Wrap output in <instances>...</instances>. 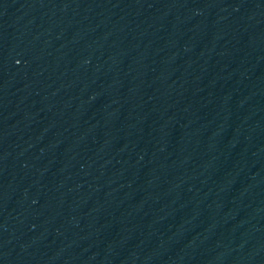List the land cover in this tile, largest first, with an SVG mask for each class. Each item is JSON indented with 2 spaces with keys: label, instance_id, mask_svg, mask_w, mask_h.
Returning a JSON list of instances; mask_svg holds the SVG:
<instances>
[{
  "label": "water",
  "instance_id": "95a60500",
  "mask_svg": "<svg viewBox=\"0 0 264 264\" xmlns=\"http://www.w3.org/2000/svg\"><path fill=\"white\" fill-rule=\"evenodd\" d=\"M0 264H264V0H0Z\"/></svg>",
  "mask_w": 264,
  "mask_h": 264
}]
</instances>
